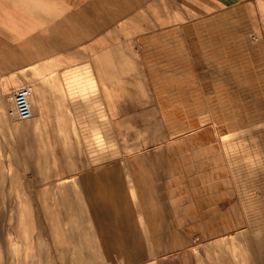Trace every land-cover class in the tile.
I'll return each mask as SVG.
<instances>
[{"label":"rangeland","instance_id":"374dc122","mask_svg":"<svg viewBox=\"0 0 264 264\" xmlns=\"http://www.w3.org/2000/svg\"><path fill=\"white\" fill-rule=\"evenodd\" d=\"M175 1L170 25L155 27L164 40L137 43L154 73L107 89L105 112L85 115L95 121H19L14 99H0V264H253L264 146L243 153L218 133L228 92L212 71L238 61L234 27L247 44L263 39L264 96V0Z\"/></svg>","mask_w":264,"mask_h":264},{"label":"crops","instance_id":"0c3cea01","mask_svg":"<svg viewBox=\"0 0 264 264\" xmlns=\"http://www.w3.org/2000/svg\"><path fill=\"white\" fill-rule=\"evenodd\" d=\"M197 1L215 8L220 3L234 4V0ZM170 2L0 0V99L13 98L16 88L30 86L32 120L95 121L85 115L95 106H102L105 112L107 89L123 88L116 83L135 87L139 74L154 73L152 53L145 61L139 59L137 43L164 40V33L160 39L155 27L170 25ZM175 2L177 9L183 10L186 0ZM238 31L236 27L232 31L239 50L238 61L234 58L232 62L234 68L212 71L215 78L225 82L228 92V105L215 112L212 122L218 133L225 131V135L243 140V153H248V147L259 152L264 146V140L256 138L264 132V96L253 52L262 51L263 39L253 38L250 45L243 36H237ZM164 66L163 62L162 72ZM235 100L242 104L230 113L231 101ZM219 158L222 161L221 154ZM237 160L233 155L230 158L232 163Z\"/></svg>","mask_w":264,"mask_h":264},{"label":"built area","instance_id":"2783aa9c","mask_svg":"<svg viewBox=\"0 0 264 264\" xmlns=\"http://www.w3.org/2000/svg\"><path fill=\"white\" fill-rule=\"evenodd\" d=\"M32 88L21 86L13 91L14 118L19 121H29L33 118V108L31 103Z\"/></svg>","mask_w":264,"mask_h":264},{"label":"bare ground","instance_id":"6f19581e","mask_svg":"<svg viewBox=\"0 0 264 264\" xmlns=\"http://www.w3.org/2000/svg\"><path fill=\"white\" fill-rule=\"evenodd\" d=\"M31 103L34 104V98L31 95ZM12 108V107H11ZM33 108V106H32ZM34 111V108H33ZM32 120V119H31ZM30 121V120H29ZM264 240H258L255 245H253V252L249 254L251 262L254 264L256 260L262 257L264 258Z\"/></svg>","mask_w":264,"mask_h":264}]
</instances>
